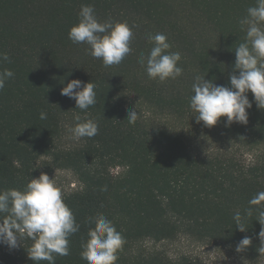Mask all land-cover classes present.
Masks as SVG:
<instances>
[{
	"label": "trees",
	"instance_id": "trees-1",
	"mask_svg": "<svg viewBox=\"0 0 264 264\" xmlns=\"http://www.w3.org/2000/svg\"><path fill=\"white\" fill-rule=\"evenodd\" d=\"M82 5H92L103 22L134 26L132 52L118 65L105 67L88 54L87 44H74L70 28L79 22ZM256 0H0V71L14 73L0 90V190H23L39 171L69 169L81 188L64 194L80 230L69 238L70 254L55 264H87L82 243L103 214L125 239L116 264H202L192 255L171 258L162 249L147 248L186 236L236 251L249 262L264 254L259 211L249 201L264 191V109L252 107L248 123L212 127L215 148L197 151L181 127L195 114L189 107L197 75L230 87L235 48L245 40L239 20ZM167 36L170 52H179L183 74L160 82L150 79L140 54H149V34ZM73 79L93 81L97 103L86 111L61 95ZM135 109L136 123L126 119ZM47 114L40 119V113ZM81 121L92 119L99 131L80 144L65 147L62 137ZM245 154L249 155L246 157ZM119 172L113 173V168ZM251 208L252 215L247 216ZM240 212L241 232L233 219ZM29 239L10 249L0 244V264H34ZM40 264H48L41 261Z\"/></svg>",
	"mask_w": 264,
	"mask_h": 264
},
{
	"label": "clouds",
	"instance_id": "clouds-1",
	"mask_svg": "<svg viewBox=\"0 0 264 264\" xmlns=\"http://www.w3.org/2000/svg\"><path fill=\"white\" fill-rule=\"evenodd\" d=\"M239 24L246 36L244 42L235 48L234 69L238 74L229 76L230 87L217 85L200 75L195 77L192 85L194 94L189 98V107L196 122H203L205 127L217 125L222 117H226V127L234 122L246 125L247 109L252 107L247 95L249 91L257 107L264 109V0H256V5L247 9V15L239 20ZM133 27L126 21L113 22L110 18L100 22L94 6L82 5L79 22L70 28L68 37L74 44H87L88 54L101 59L105 67H110L120 64L132 52ZM147 39L154 46L147 57L140 54L138 63L142 67L146 63L148 77L160 82L180 77L183 74V68L178 66L181 54L168 51L171 45L167 36L163 33L149 34ZM0 60L10 62V57L0 53ZM13 76L9 69L0 71V90ZM96 87L93 81L83 83L73 79L61 89V95L74 99L76 108L86 111L97 103ZM138 117L133 109L126 120L134 125ZM46 118L47 114L42 111L40 119ZM74 118L77 123L69 129L74 140L98 134L96 121H81L79 115ZM249 204L264 206V191L258 192ZM246 215H252L251 208ZM233 219L239 231H246L240 212H236ZM257 220L264 225V210L259 211ZM88 223L94 227L89 228L88 239L82 243L81 258L87 264H116L125 243L122 234L103 214L89 217ZM79 230L80 224L65 203L62 189L46 173L30 178L23 190H0V244L15 249L22 246L21 241L31 240L32 244L26 250L34 264L41 261L55 264L57 256L69 255V238ZM259 235L264 239V230ZM250 244L251 239L245 237L236 251H243Z\"/></svg>",
	"mask_w": 264,
	"mask_h": 264
},
{
	"label": "rangeland",
	"instance_id": "rangeland-1",
	"mask_svg": "<svg viewBox=\"0 0 264 264\" xmlns=\"http://www.w3.org/2000/svg\"><path fill=\"white\" fill-rule=\"evenodd\" d=\"M181 128L188 144L193 149L204 152L215 148V135L212 127H205L203 122L197 123L196 119L193 118ZM62 144L65 147H71L80 144V140H74L68 130L66 136L62 137ZM245 156L249 157L247 154ZM119 170L118 167L113 168L112 172L117 173ZM41 173H46L50 179L54 178L55 183L62 189L64 194L81 188V183L69 169H53L50 172L39 171L36 177H39ZM145 245L147 248L162 249L171 258L181 254H189L197 257L202 264H264V254L258 262L252 263L241 257L236 251L225 246L214 242L195 241L186 236H179L170 241H146Z\"/></svg>",
	"mask_w": 264,
	"mask_h": 264
}]
</instances>
